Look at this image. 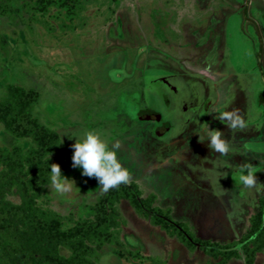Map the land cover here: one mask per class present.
Wrapping results in <instances>:
<instances>
[{"label":"rangeland","instance_id":"374dc122","mask_svg":"<svg viewBox=\"0 0 264 264\" xmlns=\"http://www.w3.org/2000/svg\"><path fill=\"white\" fill-rule=\"evenodd\" d=\"M61 22L18 4L0 16V95L35 90V114L59 135L37 203L75 219L119 177L194 237L231 243L225 264H247L241 238L264 191V0H76ZM17 143L32 142L0 122V148ZM108 210L102 228L126 256L106 245L94 264L217 260L126 198ZM263 262L264 247L251 264Z\"/></svg>","mask_w":264,"mask_h":264},{"label":"trees","instance_id":"16d2710c","mask_svg":"<svg viewBox=\"0 0 264 264\" xmlns=\"http://www.w3.org/2000/svg\"><path fill=\"white\" fill-rule=\"evenodd\" d=\"M14 4L34 16L61 18L60 25L65 27L75 15L76 0H0V16H11ZM6 46L7 40L0 34V57ZM36 97L32 88L13 83L0 95V122L15 136L28 137L32 142L26 148L19 143L0 148V264H94L106 245L125 257L118 231L102 228L109 219L108 205L118 197L126 198L170 234H177L188 245L201 246L217 258L208 264H225L231 254H237L231 243L194 237L184 222L153 206L149 198L139 197L136 187L119 177L95 203L80 204L75 219L39 205L36 198L51 180L52 155L59 145V135L35 114ZM137 114L148 116L143 110ZM10 193H16L19 201L8 198ZM257 200L248 218L247 233L241 238L247 264L264 247V191ZM127 252L139 260L143 257L138 250Z\"/></svg>","mask_w":264,"mask_h":264},{"label":"water","instance_id":"95a60500","mask_svg":"<svg viewBox=\"0 0 264 264\" xmlns=\"http://www.w3.org/2000/svg\"><path fill=\"white\" fill-rule=\"evenodd\" d=\"M147 114L152 115V116H154V117L157 118V119L160 118V114H159L158 112L154 111V110H149V111L147 112Z\"/></svg>","mask_w":264,"mask_h":264},{"label":"flooded vegetation","instance_id":"af4514ba","mask_svg":"<svg viewBox=\"0 0 264 264\" xmlns=\"http://www.w3.org/2000/svg\"><path fill=\"white\" fill-rule=\"evenodd\" d=\"M164 123H165V122L163 121V123H162L161 125H163V126H164Z\"/></svg>","mask_w":264,"mask_h":264}]
</instances>
